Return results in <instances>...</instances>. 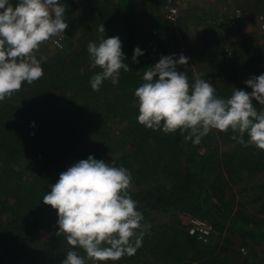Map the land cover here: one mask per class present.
<instances>
[{
    "label": "trees",
    "instance_id": "obj_1",
    "mask_svg": "<svg viewBox=\"0 0 264 264\" xmlns=\"http://www.w3.org/2000/svg\"><path fill=\"white\" fill-rule=\"evenodd\" d=\"M87 1L98 6L89 20L77 19L66 37H59L67 43L63 42L61 48L56 46L61 50L41 63L43 77L32 85L24 82L18 93L0 102V264H17L23 258L32 264H61L71 246L63 236L56 235L57 210L45 205L43 196L58 181L59 174L74 163L89 155L103 160L106 145L121 146L126 142L129 149L113 159L118 167L131 173L129 194L150 228L135 255L124 256L115 264H264V250L256 249V244L264 242V230L241 209L231 216L235 200L226 194V189L241 177L264 172V150L244 147L231 139L230 132L213 130L200 144L193 145L184 140L179 130L165 134L139 124L135 89L143 83L147 68L167 56L170 45L180 44L179 25L167 13L159 14L152 32L145 35L133 0ZM73 2L68 0L64 7ZM153 2H158V10L162 5L165 8L166 0ZM150 3L153 8L154 3ZM221 23L220 20L218 24ZM101 24H105L106 38L121 39L124 62L131 70H121L117 84L106 80L97 92L92 90L90 79L100 69L90 68L89 42L83 46L79 42L93 26L99 32ZM85 27L88 34L73 42L72 37ZM137 46L144 55L134 63ZM243 50L244 43L213 75V81L220 80L218 85L212 82L217 96L227 99L234 88L251 92L244 81L264 74V66L259 62L249 64L256 57L243 56ZM243 70L246 75L241 74ZM256 107L262 108L259 104ZM26 158L28 162L21 168L20 162ZM113 159L103 161L111 163ZM26 166L37 172L27 178L23 171ZM16 177L26 184L9 186ZM156 211H171V222L156 223ZM260 212L264 213V201ZM178 213L208 220L213 230L206 235L208 240L200 239V232L190 233L189 227L176 218ZM39 236L47 238L49 244L45 255L31 251ZM248 242H253L254 247L244 253ZM79 252L85 255L82 249Z\"/></svg>",
    "mask_w": 264,
    "mask_h": 264
},
{
    "label": "clouds",
    "instance_id": "obj_2",
    "mask_svg": "<svg viewBox=\"0 0 264 264\" xmlns=\"http://www.w3.org/2000/svg\"><path fill=\"white\" fill-rule=\"evenodd\" d=\"M65 12L61 0H17L15 4L0 0V102L18 93L24 82L32 85L43 77L41 62L48 58L37 59L35 53L41 44L65 33ZM98 31L105 33L103 24ZM87 52L90 68L100 69L90 79L93 91L98 92L106 80L117 84L121 70H131L124 62L119 36L102 35L99 43H88ZM142 55L137 46L133 62L138 63ZM188 62L182 53L178 58L172 54L147 68L143 83L135 89L138 123L165 134L179 130L193 145L213 130L230 132L231 139L244 147L264 150V74L244 81L251 92L234 88L225 99L206 79L196 78L190 85L187 72L178 71L180 66L187 69ZM131 186L128 169L118 167L115 159L105 163L92 155L59 174L43 202L57 210L56 235L71 246L61 264L115 262L135 255L150 225L143 222V213L129 194ZM81 249L85 255H80Z\"/></svg>",
    "mask_w": 264,
    "mask_h": 264
},
{
    "label": "rangeland",
    "instance_id": "obj_3",
    "mask_svg": "<svg viewBox=\"0 0 264 264\" xmlns=\"http://www.w3.org/2000/svg\"><path fill=\"white\" fill-rule=\"evenodd\" d=\"M74 1V0H73ZM90 0L89 2H91ZM101 3L103 1L108 0H99ZM134 1V8L136 10L137 15L140 18L141 22V29L145 35H150L153 30V24L157 22V16L160 14L166 15V10L161 6L160 10L156 8V3L153 0H133ZM157 1V0H155ZM226 4L220 0H184L181 10H180V19H176L177 24L179 25L177 28V32L179 33V45L169 46V54H176V58L179 57V54H183L185 57L189 58L187 69L183 66V68H179V71H186L188 80L190 85L194 83L196 78L206 79L210 83L214 82V85H218L220 83L219 79L213 81V75L220 69L221 65H224L225 62L228 61L227 57L234 56L235 49H242L244 43V50L243 56H251L253 55L256 57V61H250L249 64L254 65L255 63L259 62V65L264 66V39H244V33L240 30V25L244 19V14L246 16H250V20L253 21V17H257V12L254 9L258 7L261 8L264 4L260 2V0H225ZM68 0H62V4H66ZM154 3V7L152 8L150 5ZM224 4L221 5L216 13H220L218 18L213 17L212 13H215L214 10L211 8H218L217 4ZM239 3L241 6H236L231 8L229 3ZM150 3V4H149ZM211 6L210 7V5ZM230 3V4H231ZM216 4V5H215ZM98 6V3L88 4L87 0H75V2L71 3L68 7H66L65 17L66 22L68 23V28L65 30V33H61L57 37H53L50 40L46 41L45 43L41 44L39 50L35 53L37 59L40 56H47V58L55 55L61 49H58L53 44V39H59V37H66L68 30L72 26L73 23L77 22V19H85L86 21L89 20L91 14L94 12L95 8ZM112 7V5H110ZM160 6V4H159ZM215 6V7H214ZM72 7V8H70ZM238 8H241L243 11V18L238 26L236 33L228 32L226 26L228 17L231 13ZM246 12V13H245ZM221 15L225 17L226 20H221ZM202 16L205 17L202 19ZM253 16V17H252ZM222 21L221 24H218L219 21ZM207 25V23H209ZM260 27L259 29L264 34V15L259 16ZM211 24L215 25L212 26ZM249 24V23H248ZM105 25V24H103ZM207 26L211 27L210 31H212V36L207 30ZM94 29L90 30V34H88L87 27L80 28L79 33L73 36L72 41L74 42L80 36H86L85 39H82L79 42V46H83L84 42H95L99 43L101 36L103 35L105 38L107 35L101 34L95 31ZM106 33V31H105ZM94 35V39H90V36ZM216 35V36H215ZM220 36V37H219ZM230 39H239L237 44L231 42ZM66 45V39H61ZM261 43H258V42ZM226 43V44H225ZM257 44V47L254 45ZM229 48V49H228ZM226 55V56H225ZM259 55V57H258ZM155 59H158L156 55L154 56ZM250 59V58H248ZM43 63V62H41ZM222 67V66H221ZM241 74H245V70L241 71ZM63 95H59V99H61ZM120 138V137H119ZM227 148V147H226ZM129 149V143H124L123 145H106L105 150L101 154L102 159L105 161H109L117 156L118 153H122ZM224 146H222V150ZM0 158H2V154L0 151ZM0 159V169L3 167V162ZM28 162V158L22 160L20 162V167H24V165ZM24 176L27 178L33 176L35 174L36 168L25 167L23 169ZM2 172V171H1ZM23 177V176H22ZM242 180L234 182L226 189V194L228 197L234 198V211L231 213V216L236 213L237 209H241L244 211L246 215L249 216L254 223H257L258 228L264 230V213L260 212L261 204L264 200V172L259 173L256 175L245 176L241 177ZM20 177H16L12 180L9 186L17 185L18 183L26 184L24 181L19 180ZM263 191V192H262ZM257 196L261 197V200H256ZM156 223H163V222H171L172 220V212H162L156 211L153 214ZM181 219L182 224L187 225L190 227L192 225V221H199V217L196 215L191 214H182L178 213L177 217ZM206 223V227L209 226L210 222L208 220H204ZM39 240L35 242L31 251H34L38 254L45 255L49 251V244L46 241L47 238L39 236ZM208 240V238L206 239ZM241 244V241H238ZM1 244V242H0ZM142 246V244H141ZM140 246V247H141ZM250 247H254L253 242H248L247 247L243 249V252H248ZM256 249L258 251L264 250V242L260 245L256 244ZM9 261V259H8ZM117 261L114 262V264ZM17 264H32L27 260V258H23ZM99 264H113V261H106L105 263Z\"/></svg>",
    "mask_w": 264,
    "mask_h": 264
},
{
    "label": "built area",
    "instance_id": "obj_4",
    "mask_svg": "<svg viewBox=\"0 0 264 264\" xmlns=\"http://www.w3.org/2000/svg\"><path fill=\"white\" fill-rule=\"evenodd\" d=\"M184 0H166L165 3V10L167 13L168 18L171 20H176L179 16L181 6L183 4ZM243 18V11L241 8H238L234 11V13H231L228 17L227 21V30L228 32L236 33V30L238 26L240 25V22ZM221 20H226L223 15H221ZM58 41L59 43H56ZM231 42H234V44H237L239 42V39H230ZM53 44L59 48L63 47V41L61 39H53ZM229 49V48H228ZM206 222L204 220L199 221H192V225L189 227V231L192 234H195L197 232H200L199 238L206 241L208 238L206 235L212 233V225L206 227Z\"/></svg>",
    "mask_w": 264,
    "mask_h": 264
},
{
    "label": "crops",
    "instance_id": "obj_5",
    "mask_svg": "<svg viewBox=\"0 0 264 264\" xmlns=\"http://www.w3.org/2000/svg\"><path fill=\"white\" fill-rule=\"evenodd\" d=\"M220 1H223L225 4H226V1L225 0H220ZM221 3V2H220ZM231 6V8H234L236 6H241L239 3L235 2L234 4L231 3V2H228ZM231 3V4H230ZM216 5V4H215ZM221 5H224V4H217L216 6L218 8H211L212 10L215 11H218V9L220 8ZM262 7L261 8H257V9H254L256 12H257V17H253L252 19H254L253 21H251L249 18L250 16H246L244 14V19L240 25V30L244 33V39H264V34L263 32L259 29L260 27V22H259V16L260 15H264V4H261ZM213 6L212 3L210 5V7ZM215 7V6H214ZM215 13H212V14H215ZM246 13V12H245ZM209 22V21H208ZM210 23V22H209ZM207 23V25L209 24ZM249 23V24H248ZM210 27H207V30H209V33L211 35L214 36V34H212V31H210ZM216 36V35H215ZM220 37V36H219ZM258 43H261L260 41Z\"/></svg>",
    "mask_w": 264,
    "mask_h": 264
}]
</instances>
